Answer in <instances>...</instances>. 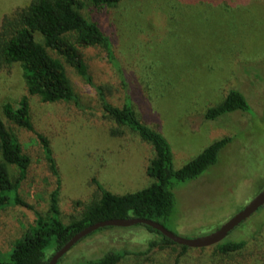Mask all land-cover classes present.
<instances>
[{"label": "rangeland", "instance_id": "1", "mask_svg": "<svg viewBox=\"0 0 264 264\" xmlns=\"http://www.w3.org/2000/svg\"><path fill=\"white\" fill-rule=\"evenodd\" d=\"M30 1L0 0V23L5 14ZM233 2L122 0L102 8L88 2L82 10L115 31V54L124 68L135 73L152 107L149 124L159 127L168 139L175 169L213 140L233 137L218 162L198 178L174 180L176 205L161 223L187 238L215 230L264 187V0ZM37 38L42 41L40 34ZM86 57L85 74L66 62L75 101L33 100L34 122L50 142L60 177L59 214L50 212L57 176L40 139L11 123L2 110L5 101L15 102L25 91L22 68L18 63L0 67V115L31 159L19 196L33 207L16 205L0 211V261L10 260L33 211L48 221L59 218L65 223L78 216L97 190L93 178L114 193L136 191L154 181L146 172L150 145L129 129L122 135L111 133L117 124L105 116L98 90L87 79L91 76L96 85H106L107 99L122 105L125 91L120 78L100 46L90 48ZM231 88L246 95L253 114L236 110L206 119L207 108L221 102ZM134 106L143 118L138 104ZM8 169L15 179L18 167L8 164ZM263 224L264 205L224 238L245 239L243 249L221 254L214 246L194 247L177 264H264ZM160 235L144 224L104 227L75 243L57 264L97 259L112 249L142 248ZM55 251L52 242L46 254L51 257ZM175 253L170 254L171 261L157 264H174ZM125 264L153 263L142 259Z\"/></svg>", "mask_w": 264, "mask_h": 264}, {"label": "trees", "instance_id": "2", "mask_svg": "<svg viewBox=\"0 0 264 264\" xmlns=\"http://www.w3.org/2000/svg\"><path fill=\"white\" fill-rule=\"evenodd\" d=\"M121 1L31 0L27 5L5 14L0 23V67L10 68L18 63L22 68L25 91L15 102L5 101L2 110L11 123L34 132L40 139L50 167L57 176V187L51 195L50 212L59 214L60 177L50 142L34 122L33 100L37 99L41 103L75 101L77 95L66 62L85 74V61L90 48L100 46L120 78L125 91L123 104L116 105L107 99L106 85H96L91 76L87 79L98 90L105 116L117 124V127L111 128V133L122 135L129 129L150 145L152 157L146 165V172L154 181L136 191L114 193L93 178L97 190L78 216L65 223L59 218L48 221L42 214L33 211L34 217L28 220L29 225L22 238L15 242L10 260L0 261V264H48L50 257L46 249L52 242L58 249L76 232L99 220L137 216L163 222L176 205L174 180L182 182L198 178L218 162L221 150L233 139L229 135L215 139L183 166L174 168L173 151L168 139L159 127L149 124L153 118L152 107L135 73L124 68L115 54V31L106 29L99 19L93 20L82 12L88 2L102 8L115 6ZM247 1L236 0L231 4ZM37 34H40L42 41L37 38ZM134 102L138 104L143 118L135 109ZM236 110L253 114L246 95L237 88H231L221 102L207 108L204 116L214 120ZM30 161L17 134L0 115V211L16 205L33 208L19 196V186L27 176ZM8 164H15L19 169L15 179L10 176ZM144 225L161 235L150 238L142 248L112 249L100 258L73 264H125L127 260L142 259L157 264L161 260L171 261L172 252H176L173 259L174 264H177L181 256L194 248L179 244L152 226ZM260 229L264 233V224ZM246 244L245 239H224L210 246H214L221 254H231L243 249ZM175 246L179 249H175Z\"/></svg>", "mask_w": 264, "mask_h": 264}, {"label": "water", "instance_id": "3", "mask_svg": "<svg viewBox=\"0 0 264 264\" xmlns=\"http://www.w3.org/2000/svg\"><path fill=\"white\" fill-rule=\"evenodd\" d=\"M264 205V187L256 193L240 210L228 218L215 230L193 238L181 236L169 230L160 221L146 217H117L99 220L85 226L80 231L76 232L64 245L56 249L50 257L48 264H57L58 260L79 240L95 230L107 226H130L134 224H147L162 232L169 239L189 247H206L222 241L228 233L243 220L249 217L259 207Z\"/></svg>", "mask_w": 264, "mask_h": 264}]
</instances>
